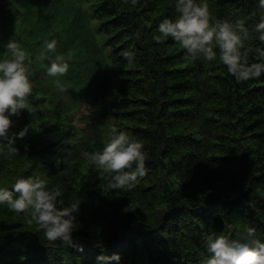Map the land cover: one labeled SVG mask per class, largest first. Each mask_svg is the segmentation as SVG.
Returning a JSON list of instances; mask_svg holds the SVG:
<instances>
[{"label": "trees", "instance_id": "trees-1", "mask_svg": "<svg viewBox=\"0 0 264 264\" xmlns=\"http://www.w3.org/2000/svg\"><path fill=\"white\" fill-rule=\"evenodd\" d=\"M174 3L0 0L18 19V34L20 24L39 31L35 20L50 8L73 12L77 40L71 31L57 50L69 56L70 69L83 67L84 77L59 84H72V93L91 85L76 128L68 104L39 96L54 90L45 67L55 56L38 53L50 39L28 43L35 118L26 111L11 117V133L29 130L17 138L18 155L0 152V185L10 188L21 175L47 178L63 190L65 205L81 199V226L72 234L77 246L66 247L46 240L24 214L0 206V264H96L97 256L112 253L120 254V264H206L209 233L237 238L248 223L264 231V75L237 83L218 59L185 58L171 38L158 44L157 25L175 15ZM207 3L213 19H242L251 28L264 17L258 0ZM247 47L249 63L261 62L258 35ZM125 51L135 53L133 63ZM112 125L131 131L148 154L147 174L132 191H108L107 174L80 156L102 150Z\"/></svg>", "mask_w": 264, "mask_h": 264}, {"label": "clouds", "instance_id": "clouds-1", "mask_svg": "<svg viewBox=\"0 0 264 264\" xmlns=\"http://www.w3.org/2000/svg\"><path fill=\"white\" fill-rule=\"evenodd\" d=\"M131 3L136 4L137 0H131ZM258 3L264 8V0H258ZM174 9V16H165L157 25L158 35L153 39L158 44L171 38L184 49L185 58L203 62L218 59L237 83L264 75V48L254 49L261 58V62L256 63H249V53L253 49L246 48V42L253 35H258V39L264 42V17L250 28L242 19H213L207 0H175ZM141 35L142 32L137 31L135 39L139 40ZM57 45L55 38L45 40L40 52L42 59L55 54V59L47 67V75L51 77L66 76L70 69L64 56L56 54ZM4 46L11 56L0 58V152L18 155L17 138H23L29 126L11 133L14 123L11 117L21 115L22 111L35 114L30 99L35 83L28 72L31 60H26L27 53L20 42L11 38ZM123 56L130 64L134 62V52L125 51ZM57 86L61 91L65 90L59 81ZM147 155L141 140L131 131L118 129L116 125L108 131L102 150L80 153L90 166L107 174L104 179L108 191L134 190L147 174ZM63 194L60 187H50L45 177L21 175L10 188L0 185V206H6L10 212L24 214L27 224L35 226L46 240L73 247L77 245L72 234L81 226L78 219L81 199L77 197L65 205L61 199ZM205 244L209 254L206 264H264V231L250 223L243 227L237 238L213 231L206 236ZM120 261L119 253L96 258V264H120Z\"/></svg>", "mask_w": 264, "mask_h": 264}, {"label": "rangeland", "instance_id": "rangeland-1", "mask_svg": "<svg viewBox=\"0 0 264 264\" xmlns=\"http://www.w3.org/2000/svg\"><path fill=\"white\" fill-rule=\"evenodd\" d=\"M48 12L44 15L45 18L42 17H35V23L38 24V30L39 31H29L26 25L20 24V33L18 34L17 30V24L18 19L14 18L13 11L11 8H4L0 6V58H4L5 55H7L9 58L11 56L10 51L4 46L9 39L13 38L20 42L21 47L26 51V53L30 52L28 43H35L38 39H57V41H63L66 39L71 31L73 32L75 39L76 32L73 31L74 29V20H73V12L69 10H65L62 8H50ZM37 16V15H36ZM41 20L43 22L38 23ZM46 31H50L51 34H47ZM69 31V32H68ZM41 52V51H40ZM40 52H38L40 54ZM56 54L63 55L66 57V60L69 62V64L72 62L71 59H69V56L63 53V49L60 48L57 50ZM55 54H48L47 56H52ZM38 68V67H37ZM47 68V67H45ZM79 77V79L84 77V71L83 67L73 69L71 68L66 76L63 77H51L46 76V84L49 88H54V90H49L47 93L40 91L39 96H46L50 97L51 95H55L56 100H61L65 104H68V108L72 112V116H70L72 124L76 128H81V125L79 123V120L81 116L85 115L87 112V106L85 104L82 106L83 101L85 100V97L89 95V90L91 89V85L88 84V87L84 90V88H81L79 91H76V93H72V84H66L62 85L65 89L64 91H61V88L57 86V81L60 82L63 78H76ZM41 79L43 82H45V78L41 76ZM77 79V80H79ZM83 82H86L84 80H81ZM68 82H74L68 81ZM43 84V83H42ZM42 87L45 89V85L43 84ZM64 104V105H65ZM77 104L80 105L79 108H77ZM66 105L64 106V111ZM67 108V107H66ZM27 113V112H26ZM27 118L30 121H34L35 118L34 115H31L27 113Z\"/></svg>", "mask_w": 264, "mask_h": 264}]
</instances>
